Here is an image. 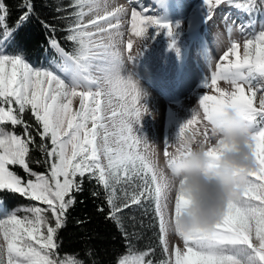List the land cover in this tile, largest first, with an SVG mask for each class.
<instances>
[{"label":"snow or ice","instance_id":"snow-or-ice-1","mask_svg":"<svg viewBox=\"0 0 264 264\" xmlns=\"http://www.w3.org/2000/svg\"><path fill=\"white\" fill-rule=\"evenodd\" d=\"M130 3L134 5L135 0ZM203 4L205 21L209 23L216 7L232 6L233 0H203ZM69 7L73 11L64 17L69 20L65 39L73 44L72 50L65 51L56 40L50 41V46L61 57L56 67L64 76L53 68L34 67L22 55L9 54L4 45L12 39L15 29L3 26L0 39V192L19 194L37 203L0 216V264H83L75 257L59 255L58 232L64 226L68 210L76 202V194L83 191L85 178L102 186L109 206L108 218L118 225V214L124 209L154 200L159 242L164 253H169L165 234L173 232L165 219L166 198L161 179L148 155V141L139 136L134 127L139 125L147 109L138 106L142 94L136 82L120 74L116 37L122 35L119 17L126 9L124 6L111 7L109 0H73ZM235 7L251 15L264 7V0H260L259 5L256 0H246ZM145 11H138L135 6L131 8L129 30L134 36L145 38L150 27L157 33L164 30L166 35H172L171 25L145 15ZM30 13L29 4L28 11L17 21V29ZM89 15L92 18L85 22ZM6 16V5L0 0V22ZM248 26H239L241 32ZM126 47L131 53V39ZM240 49V42L232 40L219 57L211 83L205 78L202 85L203 88L211 87L218 95L199 97L202 116L193 109L191 118L180 125L172 143L176 149L188 142L193 145L207 142L210 125L216 118L225 109L235 110L250 136L246 147L254 162L240 186L238 197L228 200L221 218L211 227L187 234L177 228L174 234L178 239L172 242L166 259L154 261L149 258L152 252L149 249L138 251L131 258L126 254L118 259V264H264V94L259 96L258 106L255 103L257 92H264V86L253 85L257 78L264 79V26L244 39L242 55ZM221 80L230 84L232 90L219 88ZM117 93L121 101L118 110L112 105V97ZM77 97L79 105L74 108L73 101ZM26 112H30L38 126V145L32 125L24 119ZM201 120L206 122L203 138L188 135L187 130ZM18 126L23 128L22 134L15 131ZM164 144L163 155L170 167L171 161L167 160L170 143L165 141ZM30 145L43 154L45 172L38 173L30 167ZM220 147L221 150L228 148L227 145ZM205 155L215 161L220 152L209 148ZM9 166H19L28 178H22ZM137 180L139 183H135ZM119 185H129L132 190L122 187L123 196L118 197ZM92 195L98 193L94 191ZM188 202L180 193L175 194L176 215ZM99 210L102 212L103 208ZM21 211L25 215H19Z\"/></svg>","mask_w":264,"mask_h":264},{"label":"rangeland","instance_id":"rangeland-1","mask_svg":"<svg viewBox=\"0 0 264 264\" xmlns=\"http://www.w3.org/2000/svg\"><path fill=\"white\" fill-rule=\"evenodd\" d=\"M127 2L130 0H109L111 7L124 6L126 9L119 17V32L122 35L116 37L120 74L124 77L130 76L142 94L138 106H144L147 111L143 113L139 125L134 127L139 136H143L148 142L158 147L160 163L163 165L165 163L164 142L170 143L169 152L175 151L172 143L177 138L180 125L191 118L193 109L199 111L202 116L199 97L205 94L218 95V92L211 87H202L205 78H208L210 84L215 65L232 40L240 42L242 55V44L244 39L251 34L250 30L258 32L264 26V7L253 11L251 15L247 13V17L254 23H251V27L248 24V27L241 32L239 26L243 25V22H240L238 16L240 11L235 5H243L246 0H233L232 6L223 4L216 7L213 19L209 23L205 21L206 11L203 0H160L169 6L167 8L171 10V14L168 16L159 15L158 6L155 7L145 0L138 1L134 5L127 4ZM256 3L259 5L260 0H256ZM133 6L138 11L146 9L145 15L153 16L160 22L171 25L174 29L172 35H166L164 30H159L157 33L156 29L150 27L145 38L134 36L129 30ZM84 10L87 11V8L85 7ZM91 18L90 15L86 16L85 22ZM112 22L115 24L116 20ZM229 23H232L231 30H229ZM129 39L133 41L131 53L126 47ZM4 48L9 54H16L7 50L6 44ZM130 56L132 58H129ZM54 70L64 76L60 68L57 67ZM94 74L99 75L95 72ZM218 87L228 91L232 90L231 85L222 80L218 81ZM260 95V92H257L255 100L257 106ZM120 103L118 93L114 94L113 108L118 110ZM78 105L79 98L77 97L73 101V107L76 108ZM205 124L206 122L202 120L195 123L187 130V134H195L196 139H202ZM209 135H211L210 132ZM141 150H143V145H141ZM120 186L128 187V185ZM32 205L18 206L15 209H24ZM153 209L155 213V201ZM7 211L0 204V216ZM19 215L23 216L25 213L21 211ZM165 219H167L166 215ZM157 230L160 236L158 220ZM165 239L169 241L168 254L164 253L159 241L158 244L166 259L167 255H170L172 242L178 238L174 233H167ZM180 243L182 245V242ZM135 253L128 251L124 255L127 254L131 258Z\"/></svg>","mask_w":264,"mask_h":264},{"label":"trees","instance_id":"trees-1","mask_svg":"<svg viewBox=\"0 0 264 264\" xmlns=\"http://www.w3.org/2000/svg\"><path fill=\"white\" fill-rule=\"evenodd\" d=\"M7 8V16L0 22V39L3 26L15 29L12 39L6 44L7 50L22 55L34 67L57 68L61 57L50 46L51 40H56L65 51H71L73 44L65 39V28L69 20L65 19L73 9L69 7L71 0H3ZM27 20L17 29V21L28 11ZM59 9V11H58ZM24 119L32 125L31 131L36 144L40 138L36 135L38 126L30 112ZM11 128V125H4ZM17 134H22L23 128L16 127ZM29 163L36 172H45L43 154L34 145H30ZM41 161V163H36ZM22 178L27 174L19 166H9ZM131 191V187L117 186V196L122 197L121 188ZM98 195L93 196V192ZM1 206L10 211L18 206L35 205L37 202L19 194L0 192ZM154 201V200H153ZM153 201H145L142 206L133 205L119 213L120 224L109 219V206L106 203L105 191L96 181L85 178L83 191L76 194L75 204L68 210L65 223L58 232V253L61 257L72 256L83 264H117L128 251H144L151 249L149 258L154 261L164 259L158 244L157 219L153 209ZM122 202V201H121ZM103 208L101 212L99 209ZM127 234V235H125Z\"/></svg>","mask_w":264,"mask_h":264},{"label":"clouds","instance_id":"clouds-1","mask_svg":"<svg viewBox=\"0 0 264 264\" xmlns=\"http://www.w3.org/2000/svg\"><path fill=\"white\" fill-rule=\"evenodd\" d=\"M210 133L207 142L200 141L195 145L188 142L170 152L167 157L171 161L170 167L166 160L161 165L158 147L148 142L147 152L161 179L166 198V221L173 233L178 228L187 234L216 223L228 200L238 197L246 173L254 167L246 147L250 136L235 110L225 109L210 125ZM221 145L228 148L221 150ZM209 148L220 152L217 160L210 161L205 155ZM176 193L189 201L179 215L175 213Z\"/></svg>","mask_w":264,"mask_h":264},{"label":"bare ground","instance_id":"bare-ground-1","mask_svg":"<svg viewBox=\"0 0 264 264\" xmlns=\"http://www.w3.org/2000/svg\"><path fill=\"white\" fill-rule=\"evenodd\" d=\"M138 1H142V0H135V3ZM149 3H151L152 5H154L155 7L158 6V12L161 14H164L165 16H168L169 14H171V10L167 7H169L166 3L160 2V0H145ZM126 3V2H125ZM130 2H127V4ZM157 12V13H158ZM232 28V27H231ZM214 39V38H213ZM216 39V38H215ZM224 44V43H223ZM222 47V46H221Z\"/></svg>","mask_w":264,"mask_h":264}]
</instances>
